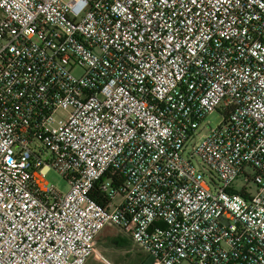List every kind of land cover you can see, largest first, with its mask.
Returning a JSON list of instances; mask_svg holds the SVG:
<instances>
[{"label": "built area", "instance_id": "obj_1", "mask_svg": "<svg viewBox=\"0 0 264 264\" xmlns=\"http://www.w3.org/2000/svg\"><path fill=\"white\" fill-rule=\"evenodd\" d=\"M107 227L264 264V0H0V264H86Z\"/></svg>", "mask_w": 264, "mask_h": 264}, {"label": "crops", "instance_id": "obj_2", "mask_svg": "<svg viewBox=\"0 0 264 264\" xmlns=\"http://www.w3.org/2000/svg\"><path fill=\"white\" fill-rule=\"evenodd\" d=\"M97 248L101 257H92L86 264H154V259L117 227H107L100 233ZM106 254L111 256L110 259Z\"/></svg>", "mask_w": 264, "mask_h": 264}, {"label": "rangeland", "instance_id": "obj_3", "mask_svg": "<svg viewBox=\"0 0 264 264\" xmlns=\"http://www.w3.org/2000/svg\"><path fill=\"white\" fill-rule=\"evenodd\" d=\"M223 118L219 113H213L210 116L206 118V120L202 123V126L204 128V132H207L210 130V128H215L217 127L221 122ZM251 174L250 171H248V175ZM246 177L245 175H241L235 186V189L237 191H242L245 187L247 188L248 191H250L251 184L247 185L246 182ZM47 181L53 185H55L60 191L63 193H66L68 191V185L67 182L55 171H52L48 174L47 176ZM254 191V188L251 190V192ZM121 200L120 196L115 199V202H119ZM106 256L110 259V255L106 254Z\"/></svg>", "mask_w": 264, "mask_h": 264}, {"label": "trees", "instance_id": "obj_4", "mask_svg": "<svg viewBox=\"0 0 264 264\" xmlns=\"http://www.w3.org/2000/svg\"><path fill=\"white\" fill-rule=\"evenodd\" d=\"M100 200V199H99Z\"/></svg>", "mask_w": 264, "mask_h": 264}]
</instances>
